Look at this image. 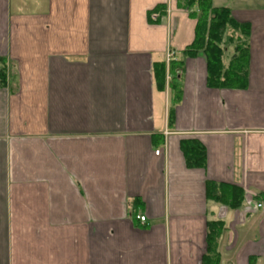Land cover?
<instances>
[{"label":"crops","instance_id":"crops-1","mask_svg":"<svg viewBox=\"0 0 264 264\" xmlns=\"http://www.w3.org/2000/svg\"><path fill=\"white\" fill-rule=\"evenodd\" d=\"M177 2L0 0V264H201L212 220L219 264H264V0H211L250 26L247 86H207L199 54L175 102L166 53L195 29Z\"/></svg>","mask_w":264,"mask_h":264},{"label":"trees","instance_id":"trees-1","mask_svg":"<svg viewBox=\"0 0 264 264\" xmlns=\"http://www.w3.org/2000/svg\"><path fill=\"white\" fill-rule=\"evenodd\" d=\"M177 7L185 10L195 20L194 39L180 52V58L171 61L169 85L174 90L175 102L181 97L179 71L185 58L201 54L206 63L207 86L212 88H245L249 73V35L248 23L236 21L228 7H215L211 0H178ZM163 13L162 6L152 12ZM150 12L148 14V17ZM158 21V20H156ZM228 53V59L224 55ZM164 64L155 65V77L160 88L163 87ZM4 69L0 70L3 77ZM188 167L205 166V148L196 140L185 139L180 143ZM205 193L209 200L237 207L242 199V190L212 181H206ZM206 251L201 264H219L216 249L217 239L223 229L219 220L207 222Z\"/></svg>","mask_w":264,"mask_h":264},{"label":"built area","instance_id":"built-area-1","mask_svg":"<svg viewBox=\"0 0 264 264\" xmlns=\"http://www.w3.org/2000/svg\"><path fill=\"white\" fill-rule=\"evenodd\" d=\"M155 17H156V14H153L152 18H155ZM173 56H174L173 52L168 50L166 53V62L169 63L171 60H173ZM154 153L158 154L159 150L158 149L155 150ZM257 207H261V205L258 204ZM136 219L139 220L140 222H144L145 217L141 215H136Z\"/></svg>","mask_w":264,"mask_h":264},{"label":"rangeland","instance_id":"rangeland-1","mask_svg":"<svg viewBox=\"0 0 264 264\" xmlns=\"http://www.w3.org/2000/svg\"><path fill=\"white\" fill-rule=\"evenodd\" d=\"M227 59H228V56H227ZM227 59H226V60H227ZM226 60H225V61H226ZM170 62H171V61H170Z\"/></svg>","mask_w":264,"mask_h":264}]
</instances>
